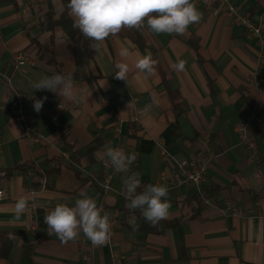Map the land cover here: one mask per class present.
I'll return each instance as SVG.
<instances>
[{"label":"crops","instance_id":"obj_1","mask_svg":"<svg viewBox=\"0 0 264 264\" xmlns=\"http://www.w3.org/2000/svg\"><path fill=\"white\" fill-rule=\"evenodd\" d=\"M232 2L254 22L264 13V0ZM64 4L0 0V234L12 239L0 264H264V133H254L259 154L249 162L236 131L249 114L264 115V49L244 26L198 7L201 21L183 35H157L145 24L137 29L141 39L109 36L96 51L79 29L74 38L62 27L47 30V14L58 20ZM52 41L53 53L41 54L36 43ZM121 47L128 57L119 55ZM149 52L156 75L146 79L135 61ZM18 53L33 62L16 70ZM181 59L185 71L176 72L171 65ZM118 62L129 64L127 81L115 78ZM55 74L71 75L74 101L33 88ZM45 96L36 112L34 100ZM16 97L43 143L31 142L11 118L7 105ZM159 142L176 161L209 162L203 193L210 204L201 212L191 201L194 187L161 183L171 169ZM106 146L136 154L138 192L148 184L169 188L167 219L141 222V211L127 207L123 175L110 191L99 188ZM81 192L116 220L106 246L92 247L83 232L67 244L48 235L44 215L59 203L74 206ZM22 196L28 208L17 219Z\"/></svg>","mask_w":264,"mask_h":264},{"label":"clouds","instance_id":"obj_2","mask_svg":"<svg viewBox=\"0 0 264 264\" xmlns=\"http://www.w3.org/2000/svg\"><path fill=\"white\" fill-rule=\"evenodd\" d=\"M69 15L73 27L79 29L83 36L96 43L91 48L98 51L109 36H116L125 28L140 29L146 26L154 34L183 35L189 26L198 24L202 19L194 0H69ZM119 55L126 58L130 55L128 47H121ZM156 61L151 52L137 55L135 68L145 73V78L156 75ZM187 61L179 60L171 65L176 72L185 71ZM115 78L127 81L130 71L128 63L118 62ZM35 90H49L59 93L67 101H74L76 91L71 75L55 74L44 76L33 84ZM47 96L35 99L33 108L40 112ZM105 155L117 172L128 173L130 166L137 159L136 154H126L122 149L106 146ZM124 196L129 209H139L144 219L151 226H156L170 215L171 203L167 199L169 188L162 184H148L141 188L139 172H131L123 178ZM75 201L74 206L66 203L57 204L44 215L51 236L55 234L62 244L75 241L83 232L93 246H102L111 238L109 216L96 201L84 192ZM28 208V198L20 197L15 204V215L19 217ZM103 213V214H102Z\"/></svg>","mask_w":264,"mask_h":264},{"label":"built area","instance_id":"obj_3","mask_svg":"<svg viewBox=\"0 0 264 264\" xmlns=\"http://www.w3.org/2000/svg\"><path fill=\"white\" fill-rule=\"evenodd\" d=\"M196 7H204L211 10L216 16H225L231 19L235 23H239L244 26L246 35L255 40L259 48L264 49V13L260 16L259 22H254L245 12L238 6L233 4L232 0H194ZM33 62L30 56L24 53H18L15 55V69L18 70L21 67L31 64ZM261 68V66H260ZM259 76H262V72H258ZM256 76V74H255ZM258 78V77H257ZM7 110L11 118L21 123L25 132L30 138L31 142L41 144L45 141L42 134L38 131L35 124V119L32 115L27 114L22 106L21 100L16 97L8 105ZM59 110L64 112L67 110L65 106H60ZM237 134L240 138V144L245 146L248 151V160L253 162L258 154L259 150L256 144L254 133L256 131L264 133V115L249 114L245 117L244 121L237 126ZM162 156L169 162L170 172H164L160 176V181L163 184H174L177 186L188 185L195 188L197 193H203V185L208 179L209 162L207 160H182L176 161L168 153L166 146L163 142L158 143ZM138 164L135 162L130 166V172L123 173L117 172L111 165L109 159L102 161L103 177L99 181V188L103 192H108L112 188V182L118 175L127 176L137 168ZM3 194L0 191V196ZM206 204H210L207 199ZM112 226L116 224V220L109 218ZM111 238L107 244H109ZM92 247L91 241H89ZM102 245V246H106Z\"/></svg>","mask_w":264,"mask_h":264},{"label":"trees","instance_id":"obj_4","mask_svg":"<svg viewBox=\"0 0 264 264\" xmlns=\"http://www.w3.org/2000/svg\"><path fill=\"white\" fill-rule=\"evenodd\" d=\"M65 1V13L64 15L59 18L58 20L55 19V13L50 10L49 13L46 16V21L45 24L47 26L48 31H54L57 27H62L64 31H68L70 36L74 38L79 34L78 29L73 27V21L69 17V10L67 8V5L69 3V0H64ZM121 37H129L131 39H141V34L136 28H125L122 29L120 33H118ZM34 43V41H33ZM39 51L42 53H45L47 55L53 53V47H54V41H52L50 44L42 46L38 43H36ZM171 98L173 102L178 98V95H173L171 94ZM210 198V195L207 192L204 193H196L194 194L193 198L191 201L194 202L196 205V212L199 213L203 210L204 205L206 203V200ZM141 222H147L144 218L141 220ZM138 228H141V226H138ZM3 242L4 245L0 244V260L2 258L8 257L11 247H12V239L7 238L5 234H0V243Z\"/></svg>","mask_w":264,"mask_h":264}]
</instances>
